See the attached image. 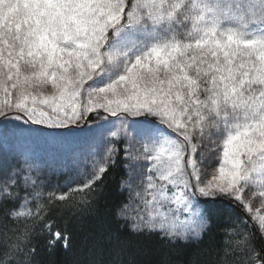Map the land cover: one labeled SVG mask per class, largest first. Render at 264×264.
Segmentation results:
<instances>
[{"label": "snow or ice", "instance_id": "1", "mask_svg": "<svg viewBox=\"0 0 264 264\" xmlns=\"http://www.w3.org/2000/svg\"><path fill=\"white\" fill-rule=\"evenodd\" d=\"M9 112L49 127L103 112L120 119L122 128L108 131L117 139L127 131L121 114L145 117L134 129L140 148L125 150L130 169L141 156L150 165L135 193L143 207L125 204L119 215L132 208L133 231L187 240L208 230L207 204L229 197L256 227L233 230L230 247L242 264H264V0H0V116ZM115 151L106 148L69 192L101 181ZM211 160L218 167L202 179ZM34 171L24 161L0 178V206L19 200L6 218L43 221L47 248L66 249L70 238L44 219L47 208L29 207L40 195L27 191L38 187ZM33 237L26 225L6 227L0 264H33Z\"/></svg>", "mask_w": 264, "mask_h": 264}, {"label": "trees", "instance_id": "2", "mask_svg": "<svg viewBox=\"0 0 264 264\" xmlns=\"http://www.w3.org/2000/svg\"><path fill=\"white\" fill-rule=\"evenodd\" d=\"M118 146L108 172L91 189L69 192L67 177L59 176L57 183L62 190L55 195L68 192L69 198L59 201L52 194L39 198L38 204L47 208L44 219L54 218L67 232L70 242L66 249L59 243L51 250L47 248V237L40 234L43 221L34 217L26 221L6 218L7 211L17 207L19 200L0 206V238L6 227L20 232L26 225L34 234L33 264H242L240 253L230 247L237 239L233 230L256 232V227L243 206L226 196L207 204L210 224L199 238L168 240L158 233L133 231L129 221L119 215L129 197L123 188L127 159L123 145ZM13 162L17 167L21 165ZM36 205L31 203L30 207L35 210Z\"/></svg>", "mask_w": 264, "mask_h": 264}, {"label": "rangeland", "instance_id": "3", "mask_svg": "<svg viewBox=\"0 0 264 264\" xmlns=\"http://www.w3.org/2000/svg\"><path fill=\"white\" fill-rule=\"evenodd\" d=\"M50 90L48 89V91ZM16 115L15 112H9L6 117L0 116V178L10 173L12 169L17 168L13 160L21 164L24 161H29L34 166L35 171L33 174L37 177L38 187L35 189L30 188L28 192L40 193L35 200L29 196L30 204H38L40 197L60 193L62 187L57 183L59 176L67 177L66 183L69 188L81 185L85 180L83 174L91 170L93 163L104 155L106 148L109 146L114 147L116 150L112 160L117 154V150H119V144L123 145L124 151L129 149V146L139 149L140 138L136 135L134 129L146 126L143 123L145 117L121 114V117L127 121V131H121L120 137L117 139L109 136L108 131L109 129L112 131L121 129L120 119L103 112L100 113L99 117L92 114L86 122L81 121L69 127H49L44 124H32L25 122L26 118L17 120ZM105 116L110 123L101 128L100 125L105 124L102 119ZM147 119L153 120L155 118L148 117ZM126 159L128 173L123 182V188L129 197L127 204L131 205L132 208L140 205L142 209L143 205L140 198L135 193L142 191L143 185L140 181L144 177L141 174L146 172V168L150 165L141 156L133 170L128 166L127 156ZM208 163L209 161H206L201 166L202 179L210 178L211 172L218 167V161L216 160L210 161L211 167L208 166ZM129 183L132 185L131 188ZM251 191V188L246 190L245 198L251 199L253 207L257 208L260 206V199L259 197H251ZM200 198L203 197L197 194L195 200H200ZM132 208H130L131 215L128 218H123L129 221L131 227L134 223L133 218L136 215ZM178 215L181 220L185 219V214L179 213ZM191 238L193 237L189 239Z\"/></svg>", "mask_w": 264, "mask_h": 264}]
</instances>
